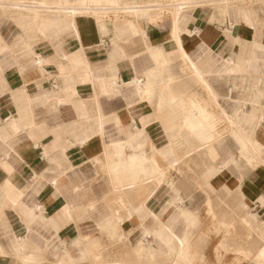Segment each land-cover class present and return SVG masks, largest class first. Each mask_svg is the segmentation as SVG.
I'll list each match as a JSON object with an SVG mask.
<instances>
[{"label":"crops","instance_id":"0c3cea01","mask_svg":"<svg viewBox=\"0 0 264 264\" xmlns=\"http://www.w3.org/2000/svg\"><path fill=\"white\" fill-rule=\"evenodd\" d=\"M198 1L0 0V264H264V5Z\"/></svg>","mask_w":264,"mask_h":264},{"label":"rangeland","instance_id":"374dc122","mask_svg":"<svg viewBox=\"0 0 264 264\" xmlns=\"http://www.w3.org/2000/svg\"><path fill=\"white\" fill-rule=\"evenodd\" d=\"M238 1V0H237ZM242 3H247V4H254V5H264V1L263 0H241ZM175 2V0L171 1V0H163V4L162 5H166V6H162L161 9H162V12H170L173 10V6L172 4ZM210 2H218V0H213V1H209V0H205V1H198V4L196 5H205V4H208ZM172 8V9H171ZM171 9V10H170ZM232 214L231 215H228L227 214V217H231L232 218ZM249 222V221H248ZM210 224H211V227H214V228H219V229H233L235 228V225L238 224H244V225H248L245 220H241V222H236L235 220L233 219H227L225 222H218V221H210ZM217 241L221 244H229V240H231L232 238L231 237H219V238H216ZM223 239H225V241H223ZM232 256V255H231ZM245 260H248V258H244Z\"/></svg>","mask_w":264,"mask_h":264},{"label":"bare ground","instance_id":"6f19581e","mask_svg":"<svg viewBox=\"0 0 264 264\" xmlns=\"http://www.w3.org/2000/svg\"><path fill=\"white\" fill-rule=\"evenodd\" d=\"M94 1H96L97 3H98V0H94ZM179 3L178 4H180L182 1H185V0H177ZM58 2V1H57ZM224 2H227V0H224ZM59 3V2H58ZM55 4V3H54ZM57 5V4H56ZM86 5V4H85ZM85 5H84V7H85ZM62 6H63V4H62ZM17 7H19V6H17ZM54 7V6H53ZM21 8H22V6H21ZM27 8V7H26ZM66 8V7H65ZM184 8H186V7H182L181 5H178V6H176L175 8H173V10H172V13H173V17L176 15V16H178L179 14H180V12H181V10L182 9H184ZM17 9H19V8H17ZM23 9V8H22ZM24 9H25V7H24ZM52 9H56L55 7L54 8H52ZM26 10V9H25ZM64 10H66V9H64ZM55 11V10H54ZM57 11V10H56ZM68 11V10H67ZM70 11H71V14H75L76 12H77V9L76 8H73V7H71L70 8ZM88 11V10H87ZM150 11H152V10H149V11H147V12H150ZM34 12H36V11H34ZM49 12H51V11H49ZM171 13V14H172ZM35 14V13H34ZM32 17H34V16H32ZM105 163V162H104ZM180 205V204H179ZM169 227V226H168ZM167 237V236H166ZM163 238V237H162ZM171 238V237H170ZM166 243V242H165Z\"/></svg>","mask_w":264,"mask_h":264}]
</instances>
